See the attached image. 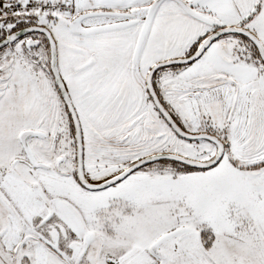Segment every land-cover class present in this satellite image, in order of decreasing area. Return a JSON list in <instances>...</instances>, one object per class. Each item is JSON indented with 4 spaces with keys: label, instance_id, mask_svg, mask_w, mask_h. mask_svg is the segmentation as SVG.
Here are the masks:
<instances>
[{
    "label": "snow or ice",
    "instance_id": "1",
    "mask_svg": "<svg viewBox=\"0 0 264 264\" xmlns=\"http://www.w3.org/2000/svg\"><path fill=\"white\" fill-rule=\"evenodd\" d=\"M0 264H264V0H0Z\"/></svg>",
    "mask_w": 264,
    "mask_h": 264
}]
</instances>
